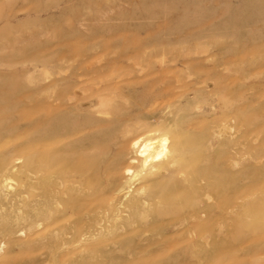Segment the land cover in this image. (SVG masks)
Segmentation results:
<instances>
[{
    "label": "rangeland",
    "instance_id": "1",
    "mask_svg": "<svg viewBox=\"0 0 264 264\" xmlns=\"http://www.w3.org/2000/svg\"><path fill=\"white\" fill-rule=\"evenodd\" d=\"M0 264H264V0H0Z\"/></svg>",
    "mask_w": 264,
    "mask_h": 264
},
{
    "label": "bare ground",
    "instance_id": "2",
    "mask_svg": "<svg viewBox=\"0 0 264 264\" xmlns=\"http://www.w3.org/2000/svg\"><path fill=\"white\" fill-rule=\"evenodd\" d=\"M140 139L142 140V138H140ZM165 139L167 140L166 137H161V138L157 139L156 141H151V139L150 140L144 139V142H141L142 144L140 145V148H139V154L143 157L142 163L145 164L146 160L149 162L150 157H151V160H153V159H156L155 156H158V155L160 156L161 153L162 154L166 153L167 146H166V140ZM137 142H138V140L137 141L135 140L134 143H132L131 145H133ZM138 146H139V143H138ZM152 156H154V158Z\"/></svg>",
    "mask_w": 264,
    "mask_h": 264
}]
</instances>
